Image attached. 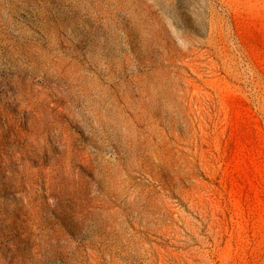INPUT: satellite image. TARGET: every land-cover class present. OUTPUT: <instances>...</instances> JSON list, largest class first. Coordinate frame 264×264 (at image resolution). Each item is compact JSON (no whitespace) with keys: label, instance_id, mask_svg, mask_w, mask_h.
<instances>
[{"label":"rangeland","instance_id":"1","mask_svg":"<svg viewBox=\"0 0 264 264\" xmlns=\"http://www.w3.org/2000/svg\"><path fill=\"white\" fill-rule=\"evenodd\" d=\"M0 264H264V0H0Z\"/></svg>","mask_w":264,"mask_h":264}]
</instances>
